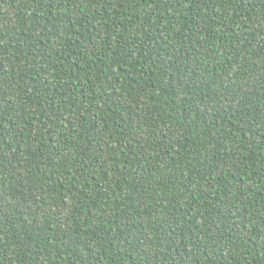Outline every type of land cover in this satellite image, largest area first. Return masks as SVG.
Masks as SVG:
<instances>
[{"label":"trees","instance_id":"trees-1","mask_svg":"<svg viewBox=\"0 0 264 264\" xmlns=\"http://www.w3.org/2000/svg\"><path fill=\"white\" fill-rule=\"evenodd\" d=\"M0 264H264V0H0Z\"/></svg>","mask_w":264,"mask_h":264}]
</instances>
